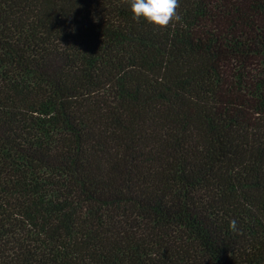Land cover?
<instances>
[{
  "label": "trees",
  "instance_id": "trees-1",
  "mask_svg": "<svg viewBox=\"0 0 264 264\" xmlns=\"http://www.w3.org/2000/svg\"><path fill=\"white\" fill-rule=\"evenodd\" d=\"M179 3L0 0V264H264V0Z\"/></svg>",
  "mask_w": 264,
  "mask_h": 264
},
{
  "label": "clouds",
  "instance_id": "clouds-1",
  "mask_svg": "<svg viewBox=\"0 0 264 264\" xmlns=\"http://www.w3.org/2000/svg\"><path fill=\"white\" fill-rule=\"evenodd\" d=\"M125 2L130 3L134 20L143 19L160 29L174 27L175 23L182 19L178 12L179 0H125ZM229 227L232 231H237L236 221L232 220Z\"/></svg>",
  "mask_w": 264,
  "mask_h": 264
}]
</instances>
